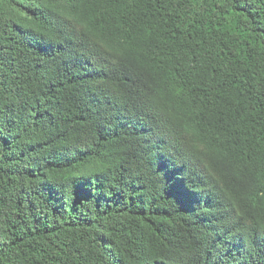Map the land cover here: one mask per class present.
Returning a JSON list of instances; mask_svg holds the SVG:
<instances>
[{"label": "trees", "instance_id": "obj_1", "mask_svg": "<svg viewBox=\"0 0 264 264\" xmlns=\"http://www.w3.org/2000/svg\"><path fill=\"white\" fill-rule=\"evenodd\" d=\"M0 264H264V0H0Z\"/></svg>", "mask_w": 264, "mask_h": 264}]
</instances>
